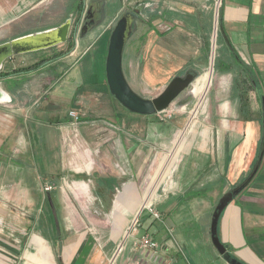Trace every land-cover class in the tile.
Wrapping results in <instances>:
<instances>
[{
	"label": "crops",
	"instance_id": "crops-1",
	"mask_svg": "<svg viewBox=\"0 0 264 264\" xmlns=\"http://www.w3.org/2000/svg\"><path fill=\"white\" fill-rule=\"evenodd\" d=\"M43 1L11 5L15 15L5 24ZM97 1L104 4L102 21L63 57L76 56L81 49L68 68L72 72L81 64L71 97L45 101L50 84L23 107L28 96L16 98L26 88L21 76L0 78L7 95L0 99V264H109L119 236L131 227V213L134 223L148 206L160 218L141 213L140 238L149 235L158 243L161 263L155 264H179L178 256L185 254L191 264H200L199 255L189 252L190 235L185 237L186 230L176 235L172 220L177 217L184 225L193 212L212 214L221 195L249 175L263 135L259 96L249 88L242 98L233 81L244 78L241 65L230 62L232 71L227 72L215 70L213 63V81L214 22L222 38V59L232 57L247 66L264 96V0H221L217 16L213 0H155L152 29L140 38L137 56L127 61L125 47L124 76L141 97L154 98L173 77L197 73L192 95L198 106L185 128V113L162 122L157 115L128 113L110 95L104 65L111 32L104 21L111 1L82 0L81 19L88 3ZM95 46L100 69L91 59L83 60ZM6 64L0 73L6 72ZM59 99L71 102L68 113L80 114L77 124L68 113L55 122L46 118ZM188 99L183 93L179 101ZM199 106L198 127L188 134ZM151 172L155 177L145 187ZM45 186L52 190L45 191ZM221 214L218 238L231 257L243 264H264V158L249 186ZM209 227L203 224L204 234H210ZM134 249L124 246L114 264H152L134 261ZM216 255L213 259L221 261Z\"/></svg>",
	"mask_w": 264,
	"mask_h": 264
},
{
	"label": "rangeland",
	"instance_id": "rangeland-1",
	"mask_svg": "<svg viewBox=\"0 0 264 264\" xmlns=\"http://www.w3.org/2000/svg\"><path fill=\"white\" fill-rule=\"evenodd\" d=\"M22 1L24 2V0H0V44L3 42H9V40H12L17 37H21L26 34H32L38 31L53 29V27H57L67 20L71 21L72 30L70 32L67 43L58 44L56 46H53V48L51 49L41 50L36 53L34 52V53L24 54L22 56L13 57L12 59L13 62H10L11 61L10 60L6 64L5 71L8 72L7 75L19 73L20 68H23L24 66H30L31 64L33 65L34 63L39 62V59L41 58L52 57V59H54L55 57L60 55L65 57L68 55V53L71 50L76 49L79 46V42H80V40L77 38L78 35L77 32H76L77 41L73 39V35L75 34L73 30V26L75 23L78 24L81 20L80 12L76 11V7L79 3H82V0H44L42 3H37L35 9L30 11V13L25 15L23 18L17 20L16 22L5 24L8 20H10V18L13 17V15H15V12H10L11 11L10 6L15 3H21ZM110 1L111 4L108 5L107 7L108 14L107 17H105V21H104V25L105 26L108 25V29L110 30V32L112 31V28L114 27L117 18L122 13L131 10L132 8H135L139 5H145L143 18L135 23L136 24L135 31L130 36L126 46L125 54H127L126 57L128 61L130 58H132L131 56H135L137 54L141 43L140 38H142L143 33L145 31H149L152 29L151 22L154 21L153 14H155L157 11V9H154L153 6V4H155V0H110ZM212 7L214 13L216 9V7L214 6V0L212 2ZM166 9L167 11H169L168 8ZM219 10L220 8L218 9V11ZM214 23H215L214 28H216V21ZM218 35L219 34L217 33L216 36L217 39L214 50L215 52L214 63L216 58L218 57V52H217L219 45L218 40L220 39ZM105 37L107 38V35ZM96 48H97L96 46L94 47V49L91 47L92 50H90L88 54L84 53L83 55L84 59L83 58L82 59L83 60L91 59L90 62L94 64V67L100 69L99 65H102V60L100 59L98 61ZM80 52L81 49L78 51L79 55ZM77 54L75 55L77 56ZM76 56L69 57L68 59L62 58V60L58 62H54L53 64L49 63L47 67L39 68V70H36L32 74H28V75L24 74L22 76L20 75L21 76L20 83H23L24 86H26V88H24L23 93L18 94V97L16 98L20 99L21 96L22 97L28 96L25 99L26 104L23 107L34 103L35 100L40 97V94L43 91H45L50 84H51L49 87L50 90L44 98L45 101L49 103H53L55 99L59 97H64V96H66L67 98L69 96L71 97V95L75 91V88L72 89V85H71L72 82L77 81L78 83V80H80L81 64L76 68H74V71L70 72L69 70L71 68L69 66L72 63V61L76 58ZM222 62L226 63L225 60H223ZM33 68L35 69V67ZM213 81L216 82V75H214V73H213ZM20 83L12 86H19ZM162 90L163 89H158L156 90L155 93L159 94L160 92H162ZM185 93H187L188 98L191 97V93L189 92H185ZM196 103L197 100L192 99V101H190V106L188 107V109L191 108ZM70 104L71 102L69 101H64V100L58 101L57 103L58 107L55 109V111L50 112V114L46 115L47 116L46 118L52 117L51 122H55L56 120H63L65 119L63 118L64 116H66L67 118V113L71 106ZM185 117H187V115H185ZM174 131H176V129H174ZM174 131H172V133L175 135V133L178 131L176 132ZM170 138L174 140V137H170ZM166 153L168 152L162 153V155H165ZM154 177H155L154 172H151L149 177L145 179L144 186L146 187ZM147 212H148L147 209L142 211V213H147ZM133 214L134 213H131V221H132L131 225L133 224V221L135 219ZM210 214H211L210 211L208 212L201 211L200 213L193 212L191 217L188 218L189 221L184 225L178 224L177 217L174 218V220L172 221L175 223L173 227L176 226V228H174L175 234L177 235V232L186 230L184 231V235L185 237H187V235H190V239H191L190 245H192V248L190 246L189 252L191 255L194 253L199 255L200 264H222L221 263L222 261L224 263H227L220 256L218 258H221L220 259L221 261H216L213 259L214 258L213 256L218 253H216L217 251L215 247L213 246V244H211L210 234L207 233L204 234L203 224L210 223L211 220ZM137 221L134 222V228H131L129 226L130 229H132L131 230L132 232L128 231L129 234L127 235L126 239H124L123 243L125 249L127 248V250H130L132 248L134 242L137 243L140 240V236L143 233V229H144V227L142 226L143 216H141V214H138ZM136 229L138 230V234H136L135 231ZM124 231L125 230H123L122 234L119 236L118 238L119 240L117 244L114 245V251L117 250L116 246H118V244L121 242L120 239L121 238L123 239ZM126 232L127 231H125V233ZM206 236L208 239L207 243L205 242ZM133 253L136 254V256L134 255L135 257L134 261L140 258L138 251L134 250ZM186 255L188 254H185V256L184 255L178 256L179 264H191L190 260L188 259L189 255L187 257ZM141 263H143V261H141Z\"/></svg>",
	"mask_w": 264,
	"mask_h": 264
},
{
	"label": "water",
	"instance_id": "water-1",
	"mask_svg": "<svg viewBox=\"0 0 264 264\" xmlns=\"http://www.w3.org/2000/svg\"><path fill=\"white\" fill-rule=\"evenodd\" d=\"M143 5H139L132 10H128L123 13L115 22L114 27L109 36V44L107 47L106 58H105V76L106 83L109 87L110 95L115 98L119 104L129 113L137 114L140 116H156L161 111H165L170 107L180 106L185 104L184 101H179L180 96L191 90V86L194 81L198 78L197 73L193 71H187L181 76H175L170 83L163 89L158 96L154 98L141 97L136 94L129 83H127L124 71L122 69L123 64V52L127 45V42L133 33V22L139 17L143 10ZM87 12L84 16V20L87 19ZM83 20V21H84ZM95 22V21H94ZM91 22L90 26L82 25L79 31L78 27L74 29L73 39L76 40V32H78L77 38L82 40L84 36L95 26L97 23ZM99 23V22H98ZM72 30L71 21L67 20L57 27H53L50 30L38 31L36 33L23 35L21 37L14 38L9 42L0 45V69L4 62L9 57L17 54H24L29 52L39 51L44 47H53L58 44L67 43L70 32ZM217 26L215 28L212 47L216 43L217 39ZM221 36L227 43L226 37H224L222 30L219 31ZM77 41V40H76ZM75 41V43H76ZM211 50V52H212ZM213 53V52H212ZM214 56H212L211 70L213 73ZM5 96L6 93L0 86V99ZM261 108L263 110L262 124H263V135L262 142L259 148L258 157L249 172V175L242 180L235 188L221 195L218 204L212 212V218L210 222V237L211 244L215 247L218 255L224 259L228 264H243L239 260L232 258L230 253L227 251L224 244H222L218 238V222L221 217V213L226 207L239 195L243 190L249 186V182L257 174L259 167L264 158V99L261 102ZM142 211V210H141ZM141 211L139 213H141ZM138 213V214H139Z\"/></svg>",
	"mask_w": 264,
	"mask_h": 264
},
{
	"label": "built area",
	"instance_id": "built-area-1",
	"mask_svg": "<svg viewBox=\"0 0 264 264\" xmlns=\"http://www.w3.org/2000/svg\"><path fill=\"white\" fill-rule=\"evenodd\" d=\"M217 3H219V6H220L221 0H214V6L215 7H216ZM218 9H217V7L215 9V15L216 16L219 13ZM195 81H194V83H195ZM194 83L191 86V90L188 91L189 93H191V97H189L188 103L182 104L180 106H174L173 105V107H170L169 109H167L165 111H161L157 115V117H158V119L160 121H162V122L169 121L172 118H174V115L175 114H177L178 112H182V113H185L187 115V117H186L187 118L186 119L187 121H186V123L184 125V128L186 127V125L189 123V120H190V117H191V115L193 113L194 108H196V106H198V100H197V98L192 95V89H193ZM192 99H196L197 100V103L195 105H193L191 108L188 109L187 106L190 103V101H192ZM196 111H197V114H196V116L194 117V120H193V124H192L193 127L189 130L188 134L198 127L197 125H198L199 115L201 113V106H199ZM68 115L73 119V123L74 124H77L80 121V114L76 113L75 111H70L68 113ZM44 190L45 191H50L52 189H51L50 186H45L44 187ZM165 194L166 193H163V195H165ZM146 209H147L148 213L150 215H152L155 219H159L160 218V216L154 211V209H152L151 206L146 207ZM142 211H141V213H142ZM141 213H139V214H141ZM136 221H137V219H136ZM131 228H134V223L131 225ZM131 230L132 229L129 228L127 230V232L128 231H131ZM122 242H124V240ZM123 245H124V243H123ZM123 245H122L121 250H119V247L117 246V250L114 252L113 257L109 260V262H110L109 264H114V260L118 257V255L124 249V246ZM133 246L135 248L134 250L139 252L141 261H143V260L146 261L147 260V261L152 262V264L161 263V260H159L158 259V256H157V250L159 248L158 243L155 240H153L152 238H150L149 235L142 236L137 243H135V242L133 243ZM112 259H113V261H112Z\"/></svg>",
	"mask_w": 264,
	"mask_h": 264
},
{
	"label": "flooded vegetation",
	"instance_id": "flooded-vegetation-1",
	"mask_svg": "<svg viewBox=\"0 0 264 264\" xmlns=\"http://www.w3.org/2000/svg\"><path fill=\"white\" fill-rule=\"evenodd\" d=\"M103 6H104V4L101 3V2H98V1H97V3H95V2L94 3H92V2L88 3V5L86 7V10H84L85 12H84V15L82 16V19L80 20V22L78 24H76V23L74 24L73 30L78 27V30L77 31H79L83 24H85L86 26L89 27L90 26L89 24H91V22H94L95 21L94 23H98V22L102 21L103 16H104V10H103L104 7ZM142 9L143 10L141 11V14L139 15V17L132 23L133 24L134 31H135V26H136L135 23L143 18V14H144L143 12L145 10V5H143V8ZM86 12H87V16H86L87 19L84 20V16L86 15ZM5 43H7V42H3L0 45H3ZM51 48H53V47H44V48L39 49V51H41V50H47V49H51ZM39 51H35V53L36 52H39ZM29 53H34V52H29ZM29 53H24V54H29ZM24 54H17V55L12 56V57L22 56ZM12 57H9V59L6 60L4 62V64L5 63H8L10 61V59H12ZM63 57L64 56H61L60 55V56L55 57L54 59H52V57H49V58H41V59H39V62H36L33 65L31 64L30 66H24L23 68H20L19 73H15V74H18V75H21V76L24 75V74H27V75L28 74H32L36 70H39V68L47 67L49 65V63L53 64L54 62L60 61ZM33 67H35V69ZM0 74L5 75L6 77L8 76V75H6L7 74L6 72L5 73L4 72L3 73H0ZM0 78H1V75H0Z\"/></svg>",
	"mask_w": 264,
	"mask_h": 264
},
{
	"label": "trees",
	"instance_id": "trees-1",
	"mask_svg": "<svg viewBox=\"0 0 264 264\" xmlns=\"http://www.w3.org/2000/svg\"><path fill=\"white\" fill-rule=\"evenodd\" d=\"M82 5L81 3H79L76 7V11L80 12V16L82 14ZM154 16V14H153ZM27 35V34H26ZM218 37H220V35H218ZM222 41V38L220 37V39L218 40V44H220ZM218 57L215 60L214 66H215V70H220V71H227V72H231L232 71V66L230 65V62H232L233 64H236L237 66H240L241 69H243L242 71L244 72V78H241L239 76H236L233 81L235 83L236 86H239V95L242 98H245V94L247 93L248 89L250 88V90H255L257 95L259 96V100L260 102H262V99H264V96L261 93V90L259 89V83L258 81L255 79L254 74L251 72V70L247 67L244 66L242 64H239L238 60H234L232 57L226 58L224 57V59H222L221 57V51L218 48ZM233 54V53H232ZM225 60L226 63H223L222 61ZM1 75V79H4L6 76L5 75ZM7 75V74H6ZM9 76V75H8ZM247 83L249 84V87H247V89L244 87V84L247 85ZM246 104H243V106Z\"/></svg>",
	"mask_w": 264,
	"mask_h": 264
},
{
	"label": "bare ground",
	"instance_id": "bare-ground-1",
	"mask_svg": "<svg viewBox=\"0 0 264 264\" xmlns=\"http://www.w3.org/2000/svg\"><path fill=\"white\" fill-rule=\"evenodd\" d=\"M4 98H5V96L2 97V99H4Z\"/></svg>",
	"mask_w": 264,
	"mask_h": 264
}]
</instances>
